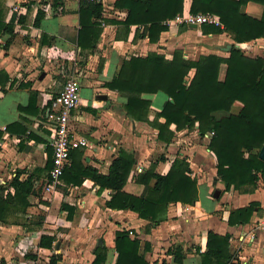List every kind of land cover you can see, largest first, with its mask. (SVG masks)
Here are the masks:
<instances>
[{
    "label": "crops",
    "instance_id": "obj_1",
    "mask_svg": "<svg viewBox=\"0 0 264 264\" xmlns=\"http://www.w3.org/2000/svg\"><path fill=\"white\" fill-rule=\"evenodd\" d=\"M116 1L100 0L103 20L99 37L92 49H81L77 44L79 0H0L2 22L13 27L12 35L0 33V72L8 76L5 80V75L0 74V81H4L0 84V102L8 95L21 93L24 97V101L12 100L13 119H0V185L4 187L0 195L13 193L8 183L17 170L21 171L20 179H25L35 169H43L52 158L44 112L50 99L62 89L67 68L79 70L84 66L87 75L81 80L79 103L72 111L71 121L76 134L86 137L88 145L78 148L82 154L77 162L106 175L121 149L131 153L135 163L122 191L140 196L145 186L136 182V176L151 165L154 173L165 175L177 157L184 158L188 164L186 175L196 181L197 200L192 204L170 203L165 219L150 225L134 211L107 207L110 190L99 189L90 177H83L78 185L60 179L54 191H44L41 198L31 195L26 208L13 207L7 220L0 222V264H49L52 255L58 256L56 264H91L94 248L102 243L107 248L104 264H116L115 234L122 229L132 231L131 238L150 243L151 248L145 253L147 264H202L200 253L206 250L208 231L230 234L228 249L236 264H264V229L256 228L264 225V211L254 212L245 224L230 226L227 222L230 210L251 202H257L264 210L263 183L258 181L251 192H239L232 186L226 189V183L217 175L215 155L207 148L208 134L200 136L197 126L177 131L171 125L174 137L165 143L157 138L154 127L130 120L123 109L125 97L104 86L127 54L146 55L165 48L170 52L166 57L170 58L176 48L189 53L190 49H207L209 42L211 48L226 57L228 44L233 40L225 32L206 35L201 26L194 29L178 25L162 32L156 43L149 42L147 36L141 35L143 25H131L127 33L109 21H123L126 17L127 10L117 7ZM190 3L191 0H184L183 12L189 11ZM39 10L44 15L36 26ZM243 11L257 18L263 15L262 5L255 2H248ZM136 30L140 36L134 38ZM195 35L198 44L193 45L190 41ZM248 45L250 51L242 48L246 55L264 58V37L237 43L239 48ZM83 91L86 93L82 95ZM159 95H143L151 102L150 120L166 100L162 101ZM30 96L34 99L28 105ZM26 106L27 110L19 108ZM240 108L236 102L232 113ZM159 120L163 122L162 118ZM14 122L19 123L18 128L5 130ZM46 173L45 169L42 175ZM154 183L155 178L149 186ZM216 189L219 194L214 197ZM62 203L74 209L70 217L67 209L61 208ZM251 232H255L254 241L241 240ZM43 234L53 236L51 248L39 245ZM175 247L182 255L180 263L172 253Z\"/></svg>",
    "mask_w": 264,
    "mask_h": 264
},
{
    "label": "trees",
    "instance_id": "obj_2",
    "mask_svg": "<svg viewBox=\"0 0 264 264\" xmlns=\"http://www.w3.org/2000/svg\"><path fill=\"white\" fill-rule=\"evenodd\" d=\"M248 2L262 5L261 18L243 11ZM116 6L127 10L126 17L123 21H109L119 24L127 33L131 25H143L141 35L147 36L149 42L156 43L160 34L168 30L164 22L184 11V0H117ZM101 11L99 3L80 1L77 44L81 49L94 47L103 20ZM189 12H211L219 16L223 28L204 24L200 29L203 34L228 33L233 40L226 50L228 56L206 54L197 59H186L181 49H174L171 58L158 51H149L146 55L131 54L121 59L112 79L104 86L125 97L123 109L130 120L146 122L154 127L158 130L157 138L165 143L171 142L174 137L171 125L177 131L192 130L197 126L200 136L213 132L207 148L215 155L219 179L226 183V189L232 186L239 192H251L258 181L264 185V160L258 155L264 144V58L246 55L237 43L264 37V0H191ZM43 15L41 10L37 12L34 20L36 26ZM12 28V24L2 22L0 14V33L5 31L12 35ZM138 36L140 34L136 30L134 38ZM222 64H225V71L220 77ZM1 73L7 80V74ZM2 83L4 81H0ZM153 93L164 94L166 100L150 120L148 112L151 102L143 95ZM33 99L30 96L28 105ZM236 102L241 104V108L237 113H232ZM27 107L19 108L27 110ZM18 126L19 123L14 122L7 125L5 130L10 131ZM2 133L0 130V139ZM81 154L79 149L71 152L70 166L64 170L61 179L78 185L83 177H90L99 185V189L110 190L107 207L134 211L140 218L150 221V225H157L165 219L170 203L192 204L197 200L196 181L186 175L188 164L184 158L177 157L165 175L154 173V165H151L136 176V182L145 188L140 196H134L122 191L135 163L131 153L121 149L106 175L93 168L82 167L77 162ZM51 167L52 158L47 160L43 169H35V173L25 179H20L21 171L17 170L8 183L13 193L0 195V222L7 220L13 207L26 208L31 195L42 197ZM45 169L47 173L43 176ZM153 178L155 183L149 186ZM0 190H4L2 185ZM61 208L67 209L68 217L74 211L63 203ZM260 211L264 210L259 204L251 202L230 210L227 222L230 226L245 224L254 212ZM128 232L122 229L115 234L116 264H147L145 253L150 250V243L137 237L131 238ZM229 239V233L220 235L208 231L206 250L200 253L201 263L226 264L233 257L228 249ZM53 241V236L43 234L39 245L51 248ZM106 252V246L98 244L93 250L91 264H104ZM172 253L175 261L180 263L182 255L178 247ZM57 260L58 256L52 255L49 264H56Z\"/></svg>",
    "mask_w": 264,
    "mask_h": 264
},
{
    "label": "built area",
    "instance_id": "obj_3",
    "mask_svg": "<svg viewBox=\"0 0 264 264\" xmlns=\"http://www.w3.org/2000/svg\"><path fill=\"white\" fill-rule=\"evenodd\" d=\"M91 3H99L100 0H79ZM164 24L171 29L173 26L196 24L213 25L223 28L218 15L211 12L191 13L182 12L172 19L166 20ZM244 49V47H241ZM69 69V68H67ZM71 71H65L62 89L50 99V102L44 112L45 127L49 131L50 144L52 146V167L48 171V181L45 186V192H52L60 183L64 170L70 165V154L73 150L87 146L88 140L84 136L76 134L71 121L72 111L76 109L80 98V79L77 68H70ZM213 132L208 133V137ZM264 229V225L259 227ZM129 235L132 231L129 230ZM249 236V238H248ZM247 238L242 241H254L255 232L249 233ZM226 264H236V260L231 258Z\"/></svg>",
    "mask_w": 264,
    "mask_h": 264
},
{
    "label": "rangeland",
    "instance_id": "obj_4",
    "mask_svg": "<svg viewBox=\"0 0 264 264\" xmlns=\"http://www.w3.org/2000/svg\"><path fill=\"white\" fill-rule=\"evenodd\" d=\"M182 30H187L188 28H181ZM195 34V33H194ZM203 34V33H202ZM206 35H208V34H206ZM194 39L192 40V41H190L193 45H196V44H198V38H197V36L195 35V37H193ZM207 44V46H208V48L207 49H202V50H194V49H190V51L191 52H189V53H186L185 52V50L182 48V47H180V48H176V49H181V51H182V54H183V57L184 58H186V59H195V58H198V57H200L201 55H206V54H215V55H218V56H222L221 54L223 53V52H220V50H216V49H214V48H211L210 46L211 45H209V42L208 43H206ZM178 46H179V42H178ZM206 48V47H205ZM251 47L248 45V46H244V50H245V52H248V51H250L251 49H250ZM242 49V48H241ZM243 50V49H242ZM159 53H161V54H163V55H165V57H166V55H168V53H170V52H168V50L167 49H165V48H160L159 50H157ZM174 51V50H173ZM129 55H131V54H127V56H129ZM126 56V57H127ZM166 58H168V57H166ZM171 58V57H170ZM85 69V67L84 66H80V68H79V70H78V75H79V79H80V83H81V80H82V78H83V76L85 75H87V73H86V69ZM224 66L222 67V65L220 66V76L222 77V75L224 74ZM66 71H71V69H67ZM192 72H193V70L192 71H190V73L189 74H191L192 75ZM80 73H81V75H80ZM188 74V75H189ZM190 76V75H189ZM84 92L85 91H83L82 92V95L84 94ZM86 93V92H85ZM21 93H18V95L16 96V95H8L3 101H1L0 102V119L2 120V121H5V120H8V119H13V117L15 116V111L14 110H12L11 109V107L10 106H12V100L13 99H17V100H20L21 98H22V96L20 95ZM80 94H81V90H80ZM159 98L163 101L166 97L164 96V94H162V93H160V95H159ZM23 99V101H24V97L22 98Z\"/></svg>",
    "mask_w": 264,
    "mask_h": 264
},
{
    "label": "water",
    "instance_id": "obj_5",
    "mask_svg": "<svg viewBox=\"0 0 264 264\" xmlns=\"http://www.w3.org/2000/svg\"><path fill=\"white\" fill-rule=\"evenodd\" d=\"M191 28H194V29H197V25L196 24H192L191 26H190ZM41 77H43V75L41 76ZM98 97H105L104 95H99ZM259 157L262 159V160H264V144L262 145V147L260 148V150H259ZM218 194H219V190H215L214 191V194H213V196L214 197H217L218 196Z\"/></svg>",
    "mask_w": 264,
    "mask_h": 264
}]
</instances>
